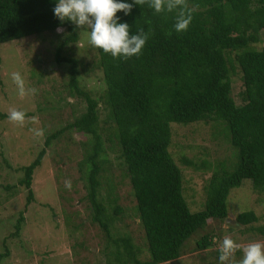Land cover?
Segmentation results:
<instances>
[{"label": "trees", "instance_id": "obj_1", "mask_svg": "<svg viewBox=\"0 0 264 264\" xmlns=\"http://www.w3.org/2000/svg\"><path fill=\"white\" fill-rule=\"evenodd\" d=\"M56 3L57 0H0V44L50 33L48 58L61 68V88L84 102L81 112L46 134L32 161L19 167L22 177L18 183L27 190L24 207L33 198L32 171L51 141L70 130L87 134L89 140L82 143L85 170H80V177L83 198L92 211L91 221L107 233L112 214L106 213L98 192L100 185L107 183L105 198L113 196L114 184L104 179L108 167L111 170L101 155L105 142L118 153L147 253L139 259V251L128 236L112 237L108 242L114 247H103L104 264L169 263L180 256L181 244L196 229H202L212 218L226 217L228 191L242 179L250 180L251 188L264 194V43L258 46L259 33H264V0H188L194 11L187 30L182 32L174 28L176 11L156 13L148 4H134L128 15L118 11V22L130 25V35L143 29L148 38L141 53L129 58H114L102 49L86 48L96 55L93 68L100 71L104 85L96 97L81 85L76 67L79 64L83 71L88 67L79 63L78 51L83 49L76 42L83 34L89 37L90 29L77 28L69 21L62 23L54 15ZM231 74L240 80L238 104L230 93ZM99 108L105 110V128L109 129L104 141L100 137L103 131H97ZM194 121L224 127L236 154L232 170H212L203 186V208L191 212L181 195L180 169L168 147L170 123ZM181 161L193 168L207 167L204 160L199 165L188 158ZM10 187L5 185L6 189ZM114 209L120 212L121 206L115 204ZM22 212L14 224L16 231ZM233 221L240 227L259 231L264 228L252 226L256 221L252 211L236 214ZM212 235L204 232L192 250L204 255L212 244ZM6 255V251L0 252V261ZM214 255L219 261L218 248Z\"/></svg>", "mask_w": 264, "mask_h": 264}, {"label": "rangeland", "instance_id": "obj_2", "mask_svg": "<svg viewBox=\"0 0 264 264\" xmlns=\"http://www.w3.org/2000/svg\"><path fill=\"white\" fill-rule=\"evenodd\" d=\"M37 37L32 35L0 44V114H4L0 117V252H7L0 264H104L103 247H111L109 238L117 236H128L133 248L139 251L138 258L144 259L147 254L144 235L136 217L128 181L121 173L117 151L105 142L101 155L102 158L105 156L111 170L108 167L104 179L109 181L108 184H114L113 196L105 198L107 183L104 185L102 182L98 192L106 213L112 214L107 233L91 221L92 211L83 198V180L80 177V170L83 173L85 170L82 166V143L89 140L87 134L70 130L51 141L40 164L32 171L30 189L33 198L24 207L27 190L18 183L22 177L19 167L32 161L37 150L42 148L46 134L78 115L84 105L83 101H78L61 88L58 78L61 68L51 64L48 58L50 33ZM259 38L261 43L256 44L258 46L264 43V33L260 32ZM76 45L83 49L78 51L81 56L79 63L88 66H83L84 71L79 64L76 66L80 83L96 97L104 87L100 71L93 68L96 55L86 51L90 48L86 34ZM41 51L42 55H39ZM15 71L24 78L26 89H37L35 94L24 97L18 94L11 80V73ZM240 87L239 77L231 74L230 93L237 104L240 103ZM12 108L25 111L23 126L8 120L7 114ZM32 117L36 118V123L29 122ZM104 118L105 110L99 108L97 131H103L104 135H100L103 141L109 132ZM33 128L42 129L43 136L34 137L30 130ZM217 128L209 121L170 123L168 150L180 169L181 195L191 212L203 208L206 197L203 186L212 170H232L234 167L236 150L227 141L224 127ZM181 158H188L197 165L204 160L207 167L187 166ZM221 165L223 168L219 167ZM66 181L71 182L70 189L65 187ZM5 185L12 187L6 189ZM115 204L121 206L120 212L112 210ZM225 205L226 217L223 220L212 218L202 229H196L181 244L180 256L166 264H217L219 261L214 251L225 236L240 245L264 243V228L259 231L240 227L233 221L236 214L252 211L256 215L252 226L264 227V194L255 192L250 180L242 179L238 186L232 187ZM20 211H23V219L16 231L14 224ZM204 232H211L214 236L203 255L192 248ZM242 255V251L237 250L229 264H239Z\"/></svg>", "mask_w": 264, "mask_h": 264}, {"label": "clouds", "instance_id": "obj_3", "mask_svg": "<svg viewBox=\"0 0 264 264\" xmlns=\"http://www.w3.org/2000/svg\"><path fill=\"white\" fill-rule=\"evenodd\" d=\"M134 4H148L156 13L176 11L174 28L177 32L187 30L192 19L191 13L194 11L189 8L188 0H133V3H125L122 0H57L53 11L62 23L69 21L77 28L87 26L90 29L88 43L91 47L102 49L114 58H129L141 53L148 37L143 29L130 35V25L126 22L119 23L116 13L123 11L125 15L130 14ZM60 30L62 29H58ZM11 80L21 97L37 92L35 88L26 89L24 78L18 71L11 73ZM7 118L16 125L23 126L26 113L12 108L9 109ZM29 122L36 123L37 120L32 117ZM30 130L36 138L43 136L42 129ZM65 187L70 189L71 182L66 181ZM237 250L243 254L239 264H264V243L250 242L240 245L228 236L223 238L218 247L219 264H229Z\"/></svg>", "mask_w": 264, "mask_h": 264}, {"label": "water", "instance_id": "obj_4", "mask_svg": "<svg viewBox=\"0 0 264 264\" xmlns=\"http://www.w3.org/2000/svg\"><path fill=\"white\" fill-rule=\"evenodd\" d=\"M226 221H229L230 222L231 220L230 219H226Z\"/></svg>", "mask_w": 264, "mask_h": 264}]
</instances>
